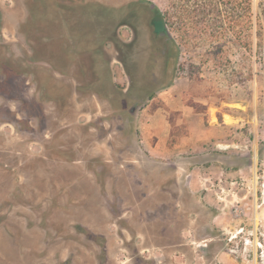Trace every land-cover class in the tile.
Wrapping results in <instances>:
<instances>
[{
	"label": "rangeland",
	"instance_id": "374dc122",
	"mask_svg": "<svg viewBox=\"0 0 264 264\" xmlns=\"http://www.w3.org/2000/svg\"><path fill=\"white\" fill-rule=\"evenodd\" d=\"M173 1L0 0V33L29 19L51 63L35 128L0 112V264H264V0L247 47L167 26L163 86L126 92L98 8L157 19ZM162 122L202 138L152 155L140 128Z\"/></svg>",
	"mask_w": 264,
	"mask_h": 264
},
{
	"label": "flooded vegetation",
	"instance_id": "af4514ba",
	"mask_svg": "<svg viewBox=\"0 0 264 264\" xmlns=\"http://www.w3.org/2000/svg\"><path fill=\"white\" fill-rule=\"evenodd\" d=\"M100 11L106 17L103 33L108 38L107 44L113 46L115 58L129 80L125 91L141 87L144 93L141 96L149 98L163 86L168 74V51L158 41L155 19L147 14L145 20L138 7L124 2L120 6L104 5L98 8ZM28 20L21 21L7 38L0 33V112L5 110L17 121L29 118V124L35 128L36 110L46 111L47 79L42 73L49 70L51 63L43 55L47 50L44 34L38 28L27 29L31 24ZM9 72L13 75L10 79Z\"/></svg>",
	"mask_w": 264,
	"mask_h": 264
},
{
	"label": "trees",
	"instance_id": "16d2710c",
	"mask_svg": "<svg viewBox=\"0 0 264 264\" xmlns=\"http://www.w3.org/2000/svg\"><path fill=\"white\" fill-rule=\"evenodd\" d=\"M252 17V0H174L166 11L157 9L155 26L158 32L175 26L186 33L189 40L199 45L202 40L219 43L228 31H233L242 46L249 45L245 29ZM168 26V27H167ZM198 112L205 107L199 102L189 104ZM171 131L170 144L178 142Z\"/></svg>",
	"mask_w": 264,
	"mask_h": 264
},
{
	"label": "crops",
	"instance_id": "0c3cea01",
	"mask_svg": "<svg viewBox=\"0 0 264 264\" xmlns=\"http://www.w3.org/2000/svg\"><path fill=\"white\" fill-rule=\"evenodd\" d=\"M150 127L153 128H140V132L142 134V145L152 155L163 157L169 156L168 154L172 153L178 147L183 146L185 142V145L187 146H193L194 144H196L197 135H199V139H201L202 135L200 134L203 133L204 129L198 128L200 130L199 132L197 131V128H191L187 135H183V137L179 139V143L176 142L171 145L169 140L172 128H167V126L163 122L161 124L159 123V125H151ZM3 210V208H0V212L3 213ZM3 243L4 241L0 240V244L2 245ZM0 249L4 250L3 248H1V246Z\"/></svg>",
	"mask_w": 264,
	"mask_h": 264
}]
</instances>
